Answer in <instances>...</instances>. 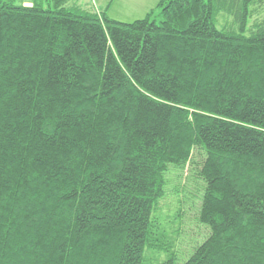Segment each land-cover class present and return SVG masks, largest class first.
I'll return each mask as SVG.
<instances>
[{"label": "trees", "instance_id": "1", "mask_svg": "<svg viewBox=\"0 0 264 264\" xmlns=\"http://www.w3.org/2000/svg\"><path fill=\"white\" fill-rule=\"evenodd\" d=\"M14 1L0 0V264H145L146 249L175 264L183 214L170 232L159 204L195 165L209 235L184 264H264V0H159L133 23Z\"/></svg>", "mask_w": 264, "mask_h": 264}, {"label": "rangeland", "instance_id": "2", "mask_svg": "<svg viewBox=\"0 0 264 264\" xmlns=\"http://www.w3.org/2000/svg\"><path fill=\"white\" fill-rule=\"evenodd\" d=\"M8 1V0H5ZM55 0H40L47 5L53 4ZM67 7L76 5L86 10L98 9L106 13L113 20L123 23H133L137 20L144 19L146 15L153 9H156L159 0H65ZM17 4L19 0H15ZM27 5L30 3L26 2ZM47 7V6H45ZM159 12L156 13L154 19L159 18ZM254 19L264 18V10L257 12ZM232 19L222 14L220 16L219 27L230 25ZM197 156V157H196ZM203 155L195 153V160L200 163ZM198 173L197 165L186 170L183 177L180 178L176 173L168 175L169 183L167 187V197L160 201L158 217L162 224L171 232L177 229L176 215L178 212L183 214V223L181 227V235L178 239L175 252L177 257L175 264H184L194 251L206 240L209 230L197 221L198 210L201 205L202 189H200V181L196 178ZM199 181V182H198ZM165 254H156L145 251V264H155L158 261L166 259Z\"/></svg>", "mask_w": 264, "mask_h": 264}]
</instances>
